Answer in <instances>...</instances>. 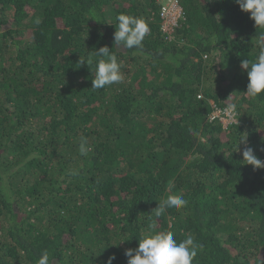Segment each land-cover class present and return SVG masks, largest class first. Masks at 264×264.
I'll return each mask as SVG.
<instances>
[{
  "label": "trees",
  "instance_id": "trees-1",
  "mask_svg": "<svg viewBox=\"0 0 264 264\" xmlns=\"http://www.w3.org/2000/svg\"><path fill=\"white\" fill-rule=\"evenodd\" d=\"M180 5L168 34L160 0H0V264H127L167 230L203 246L193 264H264V169L242 156L264 161V95L240 66L264 30L234 0ZM121 14L147 22L142 49L114 45ZM104 46L123 81L93 90ZM230 104L237 125L208 122ZM169 194L187 206L150 219Z\"/></svg>",
  "mask_w": 264,
  "mask_h": 264
},
{
  "label": "clouds",
  "instance_id": "clouds-1",
  "mask_svg": "<svg viewBox=\"0 0 264 264\" xmlns=\"http://www.w3.org/2000/svg\"><path fill=\"white\" fill-rule=\"evenodd\" d=\"M234 2L243 13L249 14L256 29L264 30V0H234ZM114 26L113 40L117 48L142 49L143 41L150 32L147 22L142 17L121 14L116 17ZM258 49V55L253 60L243 59L240 64L248 78L247 90L244 95L253 100L264 95V35H261L258 40ZM93 55L98 59L95 61V77L92 79L91 89H103L123 81L121 64L118 62L116 54L108 46L99 48ZM83 62L81 61V63ZM224 112L228 114L230 120H235L236 106L234 104L228 105ZM210 116L208 122H210ZM216 121L221 123L219 120ZM235 123L237 125L239 121H235ZM244 142L245 139H241L238 145ZM90 151L91 148L88 146L87 140L82 138L79 144V154L87 156ZM242 156L243 163L251 165L254 170L264 169V161L254 154L253 148L245 146ZM70 174L77 175L78 173L72 171ZM187 203L183 194H169L158 202V206L151 212L149 218L151 219L152 216L159 218L168 209L181 210L187 206ZM175 235L174 231L167 230L153 231L139 237L138 247L129 248L124 253L127 257V264H193L198 253L203 250V246L191 234L186 233L185 238L180 241L175 239ZM115 260L116 256L112 255L106 264H113ZM37 264H52L48 250L42 251Z\"/></svg>",
  "mask_w": 264,
  "mask_h": 264
},
{
  "label": "built area",
  "instance_id": "built-area-1",
  "mask_svg": "<svg viewBox=\"0 0 264 264\" xmlns=\"http://www.w3.org/2000/svg\"><path fill=\"white\" fill-rule=\"evenodd\" d=\"M162 3L160 16L163 21V31L170 34L174 31L179 21L184 16L183 8L180 5V0H160ZM225 108H215L210 116V122L219 120L224 127L236 124L238 113L236 111L235 120H230L228 114L224 112Z\"/></svg>",
  "mask_w": 264,
  "mask_h": 264
}]
</instances>
